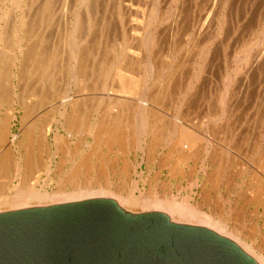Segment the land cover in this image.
Wrapping results in <instances>:
<instances>
[{
	"label": "rangeland",
	"instance_id": "rangeland-1",
	"mask_svg": "<svg viewBox=\"0 0 264 264\" xmlns=\"http://www.w3.org/2000/svg\"><path fill=\"white\" fill-rule=\"evenodd\" d=\"M24 1L20 0V4H19L20 6L17 5L15 7L10 8V11L11 10L13 11L17 7V10L15 9L13 12H10L8 9L9 14H11V15L14 14L15 16H19V15L21 16L22 14L27 13V9H25L23 7L25 6L27 8L29 3L27 5L26 3L28 2V0H26L27 2H24ZM32 1H33L32 2V5H33L32 10L29 8L30 13H27V14L30 15L29 17H30L31 23L34 21H36V22H34L32 24L33 26L30 25L33 28L30 27V30L28 29V31H30V34H28L29 36L27 35L28 41H27V43H25L28 45V47H27L28 52H29V49H31V51H30L31 55H30V53H28L30 55V56H28V58H30V61H28V59H27V61L25 60L24 67L22 66L21 69H18V71L20 72L19 73L20 78L19 77H18V79L12 78V75L10 74L12 72L16 73V71H17L16 66L11 65L12 62H11V64L9 62V61H12L11 57L16 52L14 49V45L12 43V40H10L7 43V47L5 49L1 50L3 44H0V56L2 57V56H5V54H6L5 58L2 57L3 62L0 63V74H1L0 79L2 80V81L0 80L1 81L0 85H2V83L4 82V84L0 87H3L4 85L9 86L10 84H5V81H6L5 79H7L8 77L10 78V76H11V80H12L11 83L13 82V84L10 85L9 87L7 86L8 87L7 89L10 92L13 88L14 92L17 93L16 94L17 97L21 95L18 98L17 97L14 98L16 101L17 100L19 101V103H18V101L17 102L15 101L16 105L12 104L11 100H13V99L9 98L6 100V98L5 99L2 98L5 101V103H4V101L1 102V99H0V125L2 123H4V120L6 121V119H8V117L10 116V113H11V111L9 110V108H11L10 105L11 106L13 105V107L15 106L14 109L17 113L15 114V117H14L15 119L10 120V124L12 126L11 130L14 134H17L19 141L22 139L20 142L24 145L25 143H27V138H26L27 137V134H26L27 133V130H26L27 126L26 125H28V124L30 125L31 121H33L31 123L32 125H34V126H31V127H33V129L30 128V130H32V132L31 131L29 132V134L31 133L32 136L30 134V137H28V138H30V140H29L30 144L32 143L31 147L33 148L32 152H33L34 160L37 161V163L39 162V166L41 164L43 165L42 167L38 166V170H37L38 175L36 173L35 174L32 173L33 176H32L31 182L32 183L36 182L34 184L35 189L42 190L41 188H43L47 192H52L54 190L56 191L59 188V187L57 188L56 186L58 184L60 185V183L63 180H64V182L65 181L68 182L70 179L71 180L74 179V181L75 182L77 181L76 183H78L80 185H85V183L88 184L89 182H90L89 185H91L92 183L95 185V183H97V182L100 184L110 182L111 187L116 188V189H120V190L121 189L124 190V191H122V193L126 195V193L131 190L130 188H132V183L134 181L137 183L136 184L137 190L134 189V194L136 196L139 195L140 191L144 192V193L148 192V193H155L157 195L158 194L165 195L167 197L171 196L174 198H177V197L181 198L182 196L186 195L185 197L188 196L187 198L188 199L190 198L189 199V201H191L190 203L193 204V203L198 201L197 203L204 204V210L206 212H210L212 208H214V210L218 211V208H219L220 209L219 215L221 216V219L224 220V222H227L231 229H236L240 232V234L246 235V237L245 236L244 237L247 239V241L250 244H252L253 246H255V247L258 246L259 249L261 248V251L264 254V162L261 163L262 160L264 161V158L263 159L261 158V157H264V154H263L264 153V150H263L264 149V125H263L264 124V117H263L264 116V80H263L264 79V50H263L264 49L263 48L264 47L263 46V43H264L263 42L264 41L263 40L264 39V35H263L264 34V0H223V1L222 0H182V1L177 0V3L175 1L173 2L172 0H158V1L153 0V2H152V0H98V1H96V3H95L96 5L94 7V10H95L94 12L96 14L94 13L91 17L92 23L94 25H93L92 30L90 31L91 33L90 32L88 33L87 39L89 41L87 39H85V43H83L81 45L83 48L88 46L86 48L91 49V52L88 51L89 56L86 57V59H88L87 63H86V68L89 69V67H90V70L88 71L86 68L84 69V71H88V72H85L86 76L84 77V78L87 77L86 78L87 80L84 79L79 83L77 81H74L73 77H72L73 76L72 73L68 72V70L65 69V67L67 68V66H66L67 61H65L66 60V58H65L66 54L63 53L65 56L63 55V60H62V58H61V56H62L61 52L62 51H59L60 54L58 55L59 57L57 59H58V61L61 60V62L65 61L66 65L62 62L63 63L62 65H64V67H62L60 61L59 62L57 61L56 68L53 67L54 69L53 68L49 69L47 75H44L42 80L39 78L40 72H36L34 74V70H36L35 68H36L37 62L41 58L45 59L46 55L51 53V51H52L51 49H53L54 47H58L61 50V47H60L61 42H63L65 34H67V30L70 27L69 21L71 19H69L68 17L69 16H70V18L73 17L72 13H74L73 10L75 7L77 9L80 8V6L78 8V5H77L80 3L79 0H68L69 2H67V6L65 4L66 0H46L50 4V6H48V7L51 8L50 9L51 12H50V10H48L49 8L45 9V10H48L49 14L47 13V15H45V17L44 16L42 17L41 23L43 25L40 24L38 17L36 19L34 17V15L39 16L41 14V11L44 10L43 8H45L46 1L45 0H32ZM51 1L52 2L54 1L53 6H51V4H52ZM61 1H62V4H61ZM75 1H77L78 3L77 2L75 3ZM145 2H147V4ZM187 2H189V3H187ZM37 3H39V5H37ZM41 3L43 4V6ZM154 3H156L158 5V15H157L158 19L155 22L152 21L153 22L152 24H153V26L154 25L156 26L155 29L157 30L158 33H161L162 32L161 30H163L162 34L160 35V39H162V40H160V54H159V58L157 59L158 61H156V64L160 63L158 65H161V77L163 78L164 81L162 80L160 83L162 84V83L167 82L165 85L168 88L171 87V88H169V91L171 90L170 91L171 96H170V98H166L163 101L158 102V100H155L152 102V105H151V110H152V114H153L152 118H153V120L154 119L156 120V123L154 122L156 126L157 125L163 126V125L170 123L172 121H177V123H178L177 125L179 126V128H182L184 126L191 128V131H193V133L196 134V135H194V136H196V138L194 136L192 137L191 135H188L187 133H189V132H187V133H185L186 140L183 139L184 134L182 135L183 137L179 134H177L176 136L173 135L171 138H169L170 139L169 140L166 137L167 136V134H166L164 139L161 138L162 140L161 141L159 140V142H160L159 143L158 139H156V137H155L156 134L155 135L154 134L149 135L147 133L144 136L145 139H144V142L142 145V147L144 146L143 148L139 149V148H136L132 145L131 146L129 145L130 147L129 146L124 147L122 149V148H118L117 145H114L111 147L106 146V144H105L106 138L104 136L98 137L97 141H94V140L92 141V137L87 136V138H86L85 134L83 135V133H84L83 128L80 129L82 133L80 131H78L79 130V128H78L77 130L75 129V131L70 133V136H69L70 138L67 139L68 143H67V141L66 142L64 141L66 143L65 145H63L62 142L60 143V150H59L60 152L58 151L57 155L53 157L50 154V152H52L51 150H53L52 137H53V129L55 127L54 123H56L55 121H53L51 123V127H49V129L46 128V129H48L47 133H46L47 136L45 137L46 142H44V141L40 142V140H42L41 139L42 135L44 134V131H46L44 128V125H46V123H48V121L52 120V118L57 120V118H59V116H60L59 112H58L60 110V106L58 107L59 95H57V94H61L63 91L64 92L66 91V94H70V95H76V94L80 93V94H83L82 95L83 97L86 96V94H87V96L90 94L89 96L93 97L92 101L89 102L88 101L89 99H86L85 100L86 104H85V102L82 103V105H83L82 112L84 113V111H85V113L84 114L81 113L78 116V117H81L82 119L80 120L77 117V118H75L74 121H76L77 123L80 122V124H82V125L84 124V122H85V124L88 123L89 120H90V122H98V123L104 121V119H105L104 117H103L104 119H100V118H101V116H104L102 112L104 111V106L106 105V102L102 101L105 104L104 105L100 100H96L97 97H103L104 92L102 93V91H100V90L98 92V89H94V88L92 89V86L95 85L96 83L98 85L99 82H100V84H99V86H100L102 83V79H103L102 73H103L104 69H102L101 66H103V65H100V63L103 64L105 62V59H106L107 63L106 62L105 63L108 64V62H110L112 60V58L114 59V57L117 56L118 49L124 44H126V46L130 48L131 52L129 51V55L130 56L132 55L131 57H134V59L137 58V60L132 61L133 74H134L135 78H137L139 80V82L142 79V76H143L142 65H141L142 62L140 60L143 61L144 55H143L142 50L141 51H140V49L137 50V48H141V44H142L141 41H143V38L145 37V33L147 30H145V28H146L145 23L142 22L144 25L141 26V21L144 18L146 20L147 16H148V18L150 17L151 10L155 9L152 5ZM169 3H170V5H169ZM64 4H65V7H62L61 5L64 6ZM135 5H136V7H135ZM68 6H70L71 9ZM8 7H9V5H8ZM36 7H38V8H36ZM59 7H60V9H59ZM20 8H22L21 9L22 11H19ZM65 8H67L69 12L67 11V9L65 12ZM135 8L137 10H135ZM35 9H38V10H35ZM80 9H82V8H80ZM20 12H21V14H19ZM80 12H83V11L81 10ZM50 13L52 15L51 17H50ZM66 13H67V16L65 15ZM120 13H122L123 15ZM160 13H161V15H160ZM144 14H145V16H144ZM46 17H48V19L50 21L48 19H46ZM136 17L138 18V20ZM222 17L225 19H223ZM55 18H57V19H55ZM229 18H230V20H229ZM159 19H162V21ZM96 20H98V21L96 22ZM46 21L49 24L44 23ZM116 21H118V23ZM120 21H122V22H120ZM224 21H226L227 23H224ZM135 22L140 24V25L138 26V24H136ZM83 23H84L83 28L85 29V27H86L85 25L87 23L86 22H83ZM38 24H40V25L38 26ZM46 24L49 25V26L47 25L48 28H47ZM134 24L137 26H135ZM166 25H169V26H166ZM110 26H112V27H110ZM132 26H133V28H132ZM134 26L137 28L136 29L137 31L135 30ZM163 26L165 27V29L167 31L164 29ZM45 28H47V29H45ZM111 29L112 30L114 29V31H112ZM120 29H122V30H120ZM131 29L133 31L135 30L136 33H133V31L131 32ZM218 30H220V31H218ZM100 31H102L101 34L99 33ZM261 31H262V33H261ZM125 32H126V35H125ZM128 32L135 34V35H131L129 37L130 34ZM259 33H260V35H259ZM83 34H86V31H85V33L83 32ZM83 34H82V37L84 36ZM252 34H255V35H252ZM37 35H39V36H37ZM42 35H43V37H41ZM100 35H102V36H100ZM122 35H123V37H122ZM125 36L127 39L130 38V39H128L129 41L126 40ZM132 36H133V38H132ZM214 36H216L217 38H214ZM255 36H258L260 38V41L258 40V42L257 41L254 42L255 40L258 39V37H257V39H255ZM39 37H41V38H39ZM118 37H120V38H118ZM135 37L137 39H139V41H137V39ZM33 38L35 39V41H33ZM110 38H112V39H110ZM253 38H254V40H253ZM249 39H250V41L248 42ZM37 40H38V42H37ZM42 40H44L43 41L44 43L42 42ZM86 40L88 42H86ZM133 40L135 42L137 41L139 43L135 44V42H133ZM111 41H112V43H111ZM252 41H253V44H257V45L260 42V45L262 44V49L260 48L261 47L260 45H258V46L256 45L258 48L255 47L254 45L252 46V44H251ZM29 42L32 44H30ZM106 43H107V47L105 46ZM245 43H247V44H245ZM84 44H86V46H84ZM11 45H13L11 47L13 50L12 51L7 50L8 47H9L8 49H11L10 48ZM29 45H31V47ZM108 45H110V46H108ZM246 45H248V46H246ZM38 46L40 47L39 48L40 50L43 48H45V49L40 51V50H38ZM104 46L106 48H108V47L109 48L107 49V52L102 54L104 52V48H105ZM238 46L242 49H240ZM32 47H33V49H32ZM46 47L49 48V53H48V51H47L48 49H46ZM112 47H113V49H112ZM131 47H133V48L131 49ZM180 47H181V49H180ZM194 47H196V48H194ZM201 47H202V49H201ZM246 47L247 48L252 47V49L254 51L252 49H251V51H253L252 53L254 55L251 53V51H249L250 54L248 53V51L245 52L246 50H248V49H246ZM253 47H255V48H253ZM257 49H259L260 53ZM4 51H6V53ZM193 51H196V52H193ZM203 51H204V54L208 53V58H207V61L205 63V66L203 67L202 72H199V65H200L199 63L201 62V58L203 57V54H202ZM240 51H242L243 53H240ZM42 52H43V54H42ZM256 52L259 54H257ZM96 53H98V55H97L98 57L96 56ZM190 53H191V55H189ZM245 53H248L250 55V58L248 59V61H249L248 66L249 67L246 65L247 68H245L246 63H244L246 61V59H245L246 55L244 56ZM44 54H46V55H44ZM138 54H139V56H138ZM42 55H44L45 57ZM102 55H104V57ZM133 55H135V56H133ZM251 55H253L255 58ZM39 56H41V57H39ZM130 56H129V58H130ZM8 57L10 58V60ZM37 57H39V58H37ZM103 58H104V61H103ZM253 58L254 59L257 58L258 61H257V59L253 60ZM238 60L240 61L241 64H239ZM126 61H127V63H130V61L128 59ZM250 61L253 64L252 63L250 64ZM234 62H235V64H234ZM261 62H262V64H261ZM91 63L93 65H90ZM15 64H18V63H15ZM106 64H105V66H106ZM237 64L239 67L237 66ZM60 65H61V67H60ZM88 65H90V66H88ZM251 65H253V66H251ZM92 66L94 67V69ZM91 67H92V69H91ZM139 67H140V69H139ZM228 67H229V69H227ZM6 68H7V70H6ZM174 69H176V70H174ZM250 69H251V71H248ZM172 72H173V75H172ZM183 72H185V73H183ZM225 72H226V74H225ZM140 73H141V76H140ZM162 73H163V75H162ZM238 73L240 76L237 75ZM83 74H84V72H83ZM8 75H10V76H8ZM196 75L199 77L194 79V77H196ZM224 75H225V77H223ZM243 75H245V76H243ZM51 77H52V79H51ZM64 77H65V79H63ZM32 78H34L35 80ZM165 79H168V81H165ZM198 79H200V80H198ZM173 80L175 82H173ZM59 82L61 85L59 84ZM53 83H55V84H53ZM242 83H244L245 85ZM37 84H39V85H37ZM158 84L159 83H155L154 88H158L157 87ZM238 84L239 85L241 84L240 87ZM246 84H248V85H246ZM64 85H65V87H63ZM6 86H5V88H6ZM38 86L39 87L41 86V87L38 88ZM99 86H97V87H99ZM28 87H31V88H28ZM5 88H2V89H5ZM41 88H43V89H41ZM78 88H80V89H78ZM45 89H46V91H45ZM5 91H7V90L5 89ZM27 91H28V93H26ZM73 91H76V92H73ZM136 91H137V89H136ZM171 92H173V93H171ZM44 94H46V95H44ZM220 94H221V96H220ZM216 98H217V100H216ZM219 98H221V99H219ZM41 99L43 101H41ZM186 99H187V101H186ZM225 99H227V100H225ZM26 100L28 101L29 106L33 105V108H34V111H33L34 114L33 115L31 113L30 114L26 113L27 116L25 115V113L22 114L25 111V109L28 107ZM181 100L184 102H182ZM97 101H99L100 105L97 103ZM40 102H41V104H40ZM168 102H169V104H168ZM88 103H89V107L87 105ZM224 103H225V105H223ZM20 104H23V105H20ZM25 104H26V106H25ZM159 105H160V107H159ZM221 105H222V107H221ZM102 106H103V109L101 108ZM23 107H25V108H23ZM37 107L39 108V110H37L38 109ZM97 107H98V109H97ZM89 108H92V109L89 110ZM218 108H219V110H218ZM85 109H88V111ZM96 110L99 112H97ZM222 110H224V112H226V113L224 114ZM8 111H9V114H8ZM35 111H36V113H35ZM93 111H94V113H92ZM206 112H207V114H206ZM56 113H57V115H56ZM182 115H183V117H182ZM33 116L36 119L33 118ZM98 116H100V117H98ZM215 116L217 118H215ZM19 118H21V119H19ZM43 118L46 120L45 122H43L44 121ZM129 119H127L126 123L128 125H131L132 123L131 122L129 123ZM229 119L231 120V122ZM157 120H158V122H157ZM255 120H256V122H255ZM130 121H132V119ZM25 122H26V124H25ZM236 122H239V123H236ZM162 123H163V125H162ZM219 123H221V124H219ZM21 125H22V127H21ZM220 126L222 128H220ZM195 127H197V128H195ZM42 128H43V130H42ZM25 130H26V132H25ZM63 131H64L63 129H60V132H61L62 136L64 137V136H66V133H64ZM20 134H22V136ZM161 135H162V137H164V134H161ZM220 135H222V136H220ZM128 136H129L128 140L130 141V142L128 141L129 143L133 142L134 139H138L137 138L138 136L135 135L136 136L135 137L134 134H132L130 132H129ZM180 136L182 137L181 139L179 138ZM190 136L193 139L192 138L190 139ZM22 137H24V138H22ZM153 137H154L155 141L153 140V142H152ZM69 139H70V142H69ZM86 140H88L89 142ZM103 140H104V143H102ZM163 140H166V141H163ZM180 140H181V142H180ZM182 140L187 141L189 143L188 144L189 147L186 146L187 142L184 141L186 144H183ZM169 141H171L170 145H169ZM178 141H179V144H178ZM246 141H247V143H246ZM198 142L201 145L198 147L197 151H195L194 149L196 148V144ZM156 143L158 144V146L155 145ZM177 144L179 145V147L180 146L182 147V148L180 147L181 149H184V150L182 151L181 149H179L176 152H174L175 153L174 154V153H172L170 147L171 146L173 147V145L178 146ZM107 145H109L108 142H107ZM62 146H64V147L61 148ZM204 146H205V148H204ZM38 147H41V148H38ZM206 148H208L209 149L208 151H210V152L206 153L204 151ZM38 149L40 152L36 151ZM62 149H64V150H62ZM45 150H46V152H45ZM227 150H228V153H227ZM64 151H65V153H64ZM73 151H74V153H73ZM120 151L121 152L124 151L123 153H125V154L122 153V155H121ZM187 151H189V152L191 151L190 154H192V152H194V154H192L190 156V158L188 160H186L187 162L186 161H179V158H178L179 155L178 154L182 153V152H187ZM235 151H236V153H235ZM149 152H151V153H149ZM170 152H171V155L169 154ZM38 153H39V155H38ZM102 153H104V154H102ZM147 153H149V155ZM176 153H178L177 156H176ZM246 153H247V155H245ZM229 154L231 156H229ZM59 155H61L63 160L65 161V162H63V160H62V163L64 165L59 163L58 159H60V161H61V158H59L61 156H59ZM257 155L258 156L260 155L261 157L260 156L258 157ZM57 157H58V159H57ZM87 157H88V159H87ZM218 157H220V158L218 159ZM167 158H168V160H167ZM44 159H46V160H44ZM211 159H213V160H211ZM80 160H82L83 162ZM84 160H85V162H84ZM161 160H163V161H161ZM223 160H224V162H223ZM40 161H41V164H40ZM77 161H79V163ZM86 161H88V162H86ZM252 161H253V163H252ZM56 162L59 163L60 166L57 167L56 165H59V164H57ZM124 163H125V166H124ZM136 163H137V165H136ZM46 164L49 165V167H47ZM80 164H81V166H80ZM83 164H85V165L87 164L86 165L87 168L85 167V165L82 166ZM103 164H104V166H103ZM253 164H255V165H253ZM108 165L109 166L111 165V166L109 167ZM259 165H261L260 166L261 168L259 167ZM45 166H46V168H44ZM60 167H61V169L59 170ZM77 167H79V168H77ZM72 169H74V170H72ZM81 169H82V171H81ZM259 169H261V171ZM57 170H59V173ZM97 170L99 171V173L97 172ZM109 170H111V171H109ZM122 170H124V171H122ZM202 171H203V173H202ZM254 171L256 172V174ZM74 172H76V173H74ZM105 172H106V174H105ZM224 172H225V174H224ZM0 173H1L0 174V177H1L0 178V187H2V188L7 187L8 184L6 185V183H8V182L10 183V181L12 182V178L9 181L8 179L10 177H8V174L6 172L0 171ZM252 174H254L255 176ZM67 175H68V179L66 177ZM217 175H218V179H217ZM83 176H85V177H83ZM29 178H31V176ZM36 179L38 180V182L36 181ZM6 180H8V182ZM41 181H42V183L43 182L44 183L42 184ZM14 182L16 183L17 180L15 179ZM41 185H42V187L40 188ZM260 185H262V186H260ZM71 187H72V185H70V183L66 185V188L68 191H70L72 189ZM255 187H257V188H255ZM127 188H129V189H127ZM260 189H261V191H260ZM125 191H127V192H125ZM256 192L259 194H257ZM180 198H178V199H180ZM2 209H4L2 211H5V209H7V207L2 206ZM131 210L134 211V212L132 211V213H137V212L140 213L138 210H134V209H129V212H131ZM236 210H237V212H236ZM238 214H239V216H238ZM233 217H235L236 219ZM179 222H181V221H179Z\"/></svg>",
	"mask_w": 264,
	"mask_h": 264
},
{
	"label": "bare ground",
	"instance_id": "bare-ground-1",
	"mask_svg": "<svg viewBox=\"0 0 264 264\" xmlns=\"http://www.w3.org/2000/svg\"><path fill=\"white\" fill-rule=\"evenodd\" d=\"M24 1V0H23ZM46 1V0H45ZM96 1L98 0H79V4L78 5V8L80 6V8L82 9H77L75 6L74 8V13L73 14V17L70 18V16L68 17L69 19H71L69 22H70V27L68 28L67 30V34H65V37L63 39V42H61V50L58 48V47H54L53 49H51V53L50 54H44L46 55V58H41L37 64H36V70H34V74L36 72H40L39 73V78L42 80L43 76L44 75H47L49 69L51 68H56V64H57V61H58V55L60 54L59 51H62L61 52V58L63 60V53L66 54V60L67 61V65L65 63V61L63 62L67 68L65 67L66 70H68V72H71L72 73V77H73V80L74 81H77L78 83L81 82L82 80L86 79L84 78L86 76L85 72H88L90 70V67L89 69L86 68V63H87V60L86 57L89 56V52H91V49H87L86 47V44H84V46H86L85 48H83L81 45L83 43H85V39L88 38V33L92 30L93 28V23H92V20H91V17L92 15L95 13L94 11V7H95V3ZM155 1V0H154ZM158 1V0H156ZM173 2L175 1L177 3V0H172ZM182 1V0H181ZM223 1V0H222ZM24 2H27L26 0ZM32 0H28V2L26 3L28 5L27 8L24 6L23 8L27 9V13H30V9L32 10ZM54 2V1H53ZM53 2L51 1V6H53ZM65 2V1H64ZM67 2H69L68 0H66L65 4L67 6ZM72 2V1H71ZM77 1H75L76 3ZM153 2V0H152ZM43 3V2H42ZM41 3V4H42ZM58 3V2H57ZM78 3V2H77ZM147 4V2H145ZM158 3V2H157ZM189 3V2H187ZM243 3V2H242ZM20 4V0H0V44H3L2 49H5L7 47V43L12 40V43L14 45V49H15V53L13 54V58L11 57L12 61H9L10 64L12 62L11 65H15L16 68H17V71L16 73L15 72H12L10 73L12 75V78H16L18 79V77L20 78V72L18 71V69H21L22 66L24 67V62L25 60L27 61H30V58H28V56L31 55V49H29V52H28V45L25 44L27 43V37L29 36L28 34H30V31H28V29L30 30V25H32L34 22L31 23L30 21V15L27 14V13H24L22 14L21 16H15L14 14H9V11H10V8L11 7H15L17 5ZM25 4V3H24ZM61 4H62V1H61ZM65 4L64 6L61 5L62 7H65ZM69 4V3H68ZM143 4V3H142ZM155 4V5H154ZM152 4L153 7L155 9H152L151 10V14H150V17L148 18L147 16V19L145 20V18L141 21V26L144 25L143 23L146 24V28L145 30L146 33H145V37L143 38V41L142 44H141V48H137V50L140 49V51L142 50L143 52V61L140 60L142 62V73H143V76H142V79L139 80L137 78H135L134 74H133V68H132V61L134 60H137V58L134 59V57H131L129 55V51H130V48L126 46V44L122 45L119 49H118V53H117V56L114 57V59L112 58V60L110 62H108V64H106V59H105V62L103 64L100 63V65H103L101 66L103 70V79H102V83L101 85L99 86V84L97 85V83L95 85L92 86V89H98V92L99 90L102 91V93L104 92V95L103 97H97L96 100H100L101 102L102 101H105L106 102V105L104 106V111L102 112L104 116H101L100 119H104V121L102 122H89L82 125L80 124V122H76L74 121L75 118H77L82 112L83 110V105L82 103L85 102L86 99H89L88 101H92V98L93 97H90L89 95L87 96H82L83 94H76V95H70V94H66V91L62 92L61 94H57L59 95V105L58 107L60 106V110L58 111L59 112V118L56 119H53L48 121V123H46V125H44V128L46 131H44V134L42 135V140L41 141H44L46 142V133H47V130L49 129V127H51V123L53 121H55L56 123H54L55 127L53 129V137H52V143H53V150H51L52 152H50V154L54 157L57 155V152L60 150V143L62 142L63 145H65L66 141L68 138H70V133H72L73 131H75V129L77 130L79 128L78 131L81 132L80 129L83 128L84 130V133L83 135L85 134L86 138L87 136H90L92 137V141H97L98 140V137H105L106 140H105V144L106 146H114V145H117L118 148H124V147H128L129 145L131 146H134L136 148H143L142 145H143V142H144V136L148 133L149 135H155L156 139H158V142L159 140L161 141L162 139L165 138L166 134H167V138H171L173 135H183L184 138H185V133H187L188 135H191L192 137L194 135H196L195 133H193V131H191V128L187 127V126H184L182 128H179V126L177 125V121H172L170 123H167L165 125H162L163 126H156L155 123H156V120L152 118V110H151V105H152V102L155 101V100H158L159 101H163L164 99L166 98H170V91H169V88L171 87H167L165 83H160L163 78L161 77V65H158L156 64V61H158L157 59L159 58V54H160V35L162 34L163 30H161L162 32L161 33H158L157 30L155 29V25L153 26V22H155L157 19H158V5L156 3ZM223 4V3H222ZM250 4V3H249ZM9 5V7H8ZM37 5H39V3H37ZM76 5V4H75ZM114 5V4H113ZM141 5V4H140ZM144 5V4H143ZM170 5V3H169ZM20 6V5H19ZM41 6V5H40ZM43 6V4H42ZM50 6L49 2L46 1L45 3V8H43L44 10L41 11V14L38 16V15H34V17L37 19H39L40 21V24L43 25L41 23V19L42 17L45 15H47L48 13V10H50L51 8L48 7ZM115 6V5H114ZM184 6V5H183ZM202 6V5H201ZM39 7V6H38ZM36 7V8H38ZM70 7V6H68ZM136 7V5H135ZM149 7V6H148ZM196 7V6H195ZM30 8V9H29ZM49 8L48 10H45ZM127 8V7H126ZM138 8V7H137ZM143 8V7H142ZM165 8V7H164ZM183 8V7H182ZM210 8V7H209ZM9 9V11H8ZM17 10V7L15 8ZM14 9V10H15ZM22 8H20L19 11H22L21 10ZM40 9V8H39ZM60 9V7H59ZM66 9L65 8V12H66ZM71 9V7H70ZM76 9V10H75ZM110 9V8H109ZM108 9V10H109ZM149 9V8H148ZM177 9V8H176ZM236 9V8H235ZM13 10V11H14ZM35 10H38V9H35ZM64 10V9H63ZM83 11V12H80V11ZM101 10V9H100ZM135 10H137L135 8ZM150 10V9H149ZM170 10V9H169ZM210 10V9H209ZM214 10V9H213ZM12 10L10 12H13ZM47 11V12H46ZM68 11V9H67ZM72 11V12H73ZM117 11V10H116ZM129 11V10H128ZM171 11V10H170ZM197 11V10H196ZM26 12V11H25ZM33 12V11H32ZM51 12V10H50ZM59 12V11H58ZM64 12V13H65ZM69 12V11H68ZM115 12V11H114ZM140 12V11H139ZM23 13V12H22ZM53 13V12H52ZM171 13V12H170ZM181 13V12H180ZM201 13V12H200ZM16 14V13H15ZM21 14V12L19 13ZM49 14V13H48ZM71 14V15H72ZM96 14V13H95ZM102 14V13H101ZM108 14V13H107ZM119 14V13H118ZM122 14V13H120ZM174 14V13H173ZM55 15V14H54ZM67 16V13L65 14ZM70 15V14H69ZM123 15V14H122ZM161 15V13H160ZM182 15V14H181ZM236 15V14H235ZM51 13H50V17H51ZM120 16V15H119ZM145 16V14H144ZM186 16V15H185ZM218 16V15H217ZM220 16V15H219ZM49 17V16H48ZM48 17H46V19H48ZM63 17V16H62ZM177 17V16H176ZM181 17V16H180ZM224 17V16H223ZM222 17V18H223ZM54 18V17H53ZM109 18V17H108ZM137 18V17H136ZM57 19V18H55ZM64 19V18H63ZM68 19V20H69ZM175 19V18H174ZM178 19V18H177ZM182 19V18H181ZM225 19V18H223ZM49 20V19H48ZM61 20V19H60ZM67 20V19H66ZM138 20V18H137ZM162 21V19H159ZM158 20V21H159ZM167 20V19H166ZM171 20V19H170ZM190 20V19H189ZM230 20V18H229ZM50 21V20H49ZM98 20H96L97 22ZM104 21V20H103ZM126 21V20H125ZM134 21V20H133ZM153 21V22H152ZM164 21V20H163ZM38 22V21H37ZM43 22V21H42ZM83 22H86L87 24L85 25V29L83 28V25L84 23ZM118 23V21H116ZM122 22V21H120ZM143 22V23H142ZM172 22V21H171ZM31 23V24H30ZM44 23H48L47 21L44 22ZM105 23V22H104ZM116 23V24H117ZM136 23V22H135ZM152 25H151V24ZM164 23V22H163ZM168 23V22H167ZM224 23H227L226 21H224ZM38 24V26L40 25ZM49 24V23H48ZM46 24V26L48 25ZM57 24V23H56ZM61 24V23H60ZM98 24V23H97ZM107 24V23H106ZM115 24V23H114ZM138 24V23H136ZM180 24V23H179ZM109 25V24H108ZM135 25V24H134ZM140 24H138L139 26ZM157 25V24H156ZM181 25V24H180ZM33 26V25H32ZM45 26V25H44ZM49 26V25H48ZM47 26V28H48ZM55 26V25H54ZM57 26V25H56ZM122 26V25H121ZM124 26V25H123ZM137 26V25H135ZM134 26L135 30L137 29L136 27ZM166 26H169V25H166ZM175 26V25H174ZM221 26V25H220ZM61 27V26H60ZM104 27V26H103ZM112 27V26H110ZM126 27V26H125ZM144 27V26H143ZM159 27V26H158ZM164 27V26H163ZM173 27V26H172ZM222 27V26H221ZM220 27V28H221ZM224 27V26H223ZM33 28V27H31ZM45 28V29H47ZM50 28V27H49ZM107 28V27H106ZM121 28V27H120ZM133 28V26H132ZM178 28V27H177ZM165 29V27H164ZM176 29V28H175ZM207 29V28H206ZM41 30V29H40ZM49 30V29H48ZM84 30V31H83ZM105 30V29H104ZM112 30V29H111ZM118 30V29H117ZM122 30V29H120ZM124 30V29H123ZM126 30V29H125ZM134 30V31H135ZM166 30V29H165ZM222 30V29H221ZM224 30V29H223ZM86 31V34H83V32L85 33ZM110 31V30H109ZM114 31V29L112 30ZM130 31V30H129ZM133 30L131 29V32ZM133 33H136V31ZM167 31V30H166ZM179 31V30H178ZM220 31V30H218ZM102 31H100L99 33L101 34ZM122 32V31H121ZM145 32V31H144ZM169 32V31H168ZM45 33V32H44ZM91 33V32H90ZM129 34V37L131 35H135V34H132L130 32H128ZM180 33V32H179ZM262 33V31H261ZM41 34V33H40ZM51 34V33H50ZM82 34L84 35L82 37ZM105 34V33H104ZM109 34V33H108ZM117 34V33H116ZM170 34V33H169ZM176 34V33H175ZM193 34V33H192ZM212 34V33H211ZM220 34V33H219ZM28 35V36H27ZM33 35V34H32ZM31 35V36H32ZM53 35V34H52ZM61 35V34H60ZM111 35V34H110ZM125 35H126V32H125ZM209 35V34H208ZM252 35H255V34H252ZM260 35V33H259ZM258 35V36H259ZM264 35V34H263ZM39 36V35H37ZM102 36V35H100ZM190 36V35H189ZM258 36H255V39H257ZM262 36V35H261ZM260 36V37H261ZM43 37V35L41 36ZM39 37V38H41ZM62 37V36H61ZM123 37V35H122ZM128 37V36H127ZM142 37V36H141ZM168 37V36H167ZM120 38V37H118ZM126 38V36H125ZM133 38V36H132ZM136 38V37H135ZM214 38H217L216 36H214ZM46 39V38H45ZM51 39V38H50ZM101 39V38H100ZM112 39V38H110ZM130 39V38H128ZM126 38V40H128ZM137 39V38H136ZM199 39V38H198ZM39 40V39H38ZM37 40V42H38ZM88 40V39H87ZM86 40V42H88ZM201 40V39H200ZM206 40V39H205ZM212 40V39H211ZM243 40V39H242ZM241 40V41H242ZM254 40V38H253ZM258 40L260 41V38L258 37L257 40H255L254 42H258ZM264 40V39H263ZM262 40V41H263ZM33 41H35V39L33 38ZM44 40H42L43 42ZM49 41V40H48ZM129 41V40H128ZM137 41H139V39H137ZM135 42L133 40V42L136 43H139V42ZM167 41V40H166ZM165 41V42H166ZM192 41V40H191ZM202 41V40H201ZM227 41V40H226ZM250 41V39L248 40V42ZM5 42V43H4ZM109 42V41H108ZM264 42V41H263ZM30 43V42H29ZM44 43V42H43ZM100 43V42H99ZM112 43V41H111ZM127 43V42H126ZM162 43V42H161ZM185 43V42H184ZM32 44V43H30ZM42 44V43H41ZM122 44V43H121ZM128 44V43H127ZM134 44V43H133ZM202 44V43H201ZM208 44V43H207ZM247 44V43H245ZM252 46L254 45L255 47H257L258 45H260V42L257 44H253V41H252ZM11 45L10 48L13 46ZM38 45V44H37ZM43 45V44H42ZM41 45V46H42ZM111 45V44H110ZM108 45V46H110ZM138 45V44H137ZM177 45V44H176ZM189 45V44H188ZM235 45V44H234ZM244 45V44H243ZM257 45V46H256ZM31 47V45H29ZM52 46V45H51ZM95 46V45H94ZM107 47V43L105 45ZM104 46V47H105ZM132 46V45H131ZM136 46V45H135ZM162 46V45H161ZM182 46V45H181ZM248 46V45H246ZM261 46V47H260ZM259 47L262 49V44L260 45ZM263 46H264V43H263ZM37 47V46H36ZM53 47V46H52ZM51 47V48H52ZM104 48V52L102 54H104L105 52H107V49L109 48ZM116 47V46H115ZM134 47V46H133ZM131 47V49L133 48ZM137 47V46H136ZM135 47V48H136ZM239 47V46H238ZM253 47V48H255ZM9 48V47H8ZM7 50H13L12 48L11 49H8ZM40 47L38 46V50ZM111 48V47H110ZM171 48V47H170ZM196 48V47H194ZM199 48V47H198ZM208 48V47H207ZM237 48V47H236ZM240 48V47H239ZM258 48V47H257ZM259 48V49H260ZM264 48V47H263ZM33 49V47H32ZM45 49V48H43ZM41 49V50H43ZM46 49H48V53H49V48L46 47ZM93 49V48H92ZM106 49V50H105ZM113 49V47H112ZM162 49V48H161ZM181 49V47H180ZM202 49V47H201ZM242 49V48H240ZM246 50L245 52L248 51H251L252 47H249L247 48L246 47ZM259 49H257L259 51ZM6 50V51H7ZM40 50V51H41ZM110 50V49H109ZM108 50V51H109ZM136 50V49H135ZM208 50V49H207ZM206 50V51H207ZM253 50V49H252ZM256 50V49H255ZM264 50V49H263ZM6 51H4L6 53ZM89 51V52H88ZM100 51V50H99ZM117 51V50H116ZM181 51V50H180ZM254 51V50H253ZM251 51V53L253 52ZM262 51V50H261ZM39 52V51H38ZM110 52V51H109ZM131 52V51H130ZM193 52H196V51H193ZM30 53V55L28 54ZM45 53V52H44ZM141 53V52H140ZM179 53V52H178ZM192 53V52H191ZM191 53L189 55H191ZM240 53H243L242 51H240ZM245 53L244 56L246 55L245 59L246 61L244 63L245 66L249 64V61L248 59L250 58V53ZM255 53V52H254ZM257 53V52H256ZM260 53V51H259ZM257 53V54H259ZM37 54V53H36ZM43 54V52H42ZM92 54V53H91ZM199 54V53H198ZM197 54V55H198ZM201 54V53H200ZM203 54V57L201 58V62L199 63V72H202L203 70V67L205 66V63L207 61V58H208V53H205L204 54V51L202 52ZM234 54V53H233ZM236 54V53H235ZM248 54V55H247ZM253 54V53H252ZM11 55V54H10ZM41 55V54H40ZM42 55V56H44ZM98 55V53H96V56ZM106 55V54H105ZM136 55V54H135ZM133 55V56H135ZM254 55V54H253ZM251 55V56H253ZM256 55V54H255ZM6 56V54H5ZM5 56H2L5 58ZM36 56V55H35ZM65 56V55H64ZM104 57V55H102ZM115 56V55H114ZM130 56V58H129ZM139 56V54H138ZM258 56V55H257ZM2 57L0 56V63H2ZM41 57V56H39ZM37 57V58H39ZM45 57V56H44ZM98 57V56H97ZM137 57V56H136ZM254 57V56H253ZM9 58V57H8ZM36 58V59H37ZM190 58V57H189ZM255 58V57H254ZM253 60H256L254 59ZM86 59V60H85ZM129 60L130 63H127L126 60ZM191 59V58H190ZM244 59V60H245ZM263 59V58H262ZM10 60V58H9ZM100 60V59H99ZM189 60V59H188ZM210 60V59H209ZM243 60V61H244ZM251 60V59H250ZM61 65L63 64L61 62V60H59ZM58 61V62H59ZM101 61V60H100ZM103 61H104V58H103ZM126 61V62H125ZM239 61V60H238ZM258 61V59H257ZM256 61V62H257ZM8 62V61H7ZM95 62V61H94ZM97 62V61H96ZM144 62V63H143ZM15 63H18V64H15ZM28 63V62H27ZM93 63V62H92ZM90 64V65H93V64ZM134 63V62H133ZM140 63V62H139ZM174 63V62H173ZM190 63V62H189ZM225 63V62H224ZM252 62L250 61V64ZM99 64V63H98ZM106 64V66H105ZM167 64V63H166ZM235 64V62H234ZM239 64L240 61H239ZM253 64V63H252ZM262 64V62H261ZM8 65V64H7ZM10 65V66H11ZM34 65V64H33ZM60 65V67H61ZM88 65V66H90ZM165 65V64H164ZM168 65V64H167ZM174 65V64H173ZM191 65V64H190ZM31 66V65H30ZM87 66V67H88ZM98 66V65H97ZM184 66V65H183ZM187 66V65H186ZM185 66V67H186ZM223 66V65H222ZM238 66V64H237ZM247 66L245 68H247ZM253 66V65H251ZM14 67V66H13ZM62 67H64V65H62ZM93 67V66H92ZM91 67V69H92ZM100 67V68H101ZM138 67V66H137ZM239 67V66H238ZM249 67V66H248ZM256 67V66H255ZM53 68V69H54ZM87 69L88 71H84V69ZM163 68V67H162ZM243 68V67H242ZM32 69V68H31ZM94 69V67H93ZM106 69V70H105ZM140 69V67H139ZM198 69V68H197ZM229 69V67L227 68ZM7 70V68H6ZM172 70V69H171ZM176 70V69H174ZM207 70V69H206ZM237 70V69H236ZM235 70V71H236ZM239 70V69H238ZM247 70V69H246ZM256 70V69H255ZM30 71V70H29ZM33 71V70H32ZM93 71V70H92ZM136 71V70H135ZM178 71V70H177ZM197 71V70H196ZM248 71H251L248 70ZM6 72V71H5ZM8 72V71H7ZM11 72V71H10ZM66 72V71H65ZM84 72V74H83ZM94 72V71H93ZM198 72V73H199ZM237 72V71H236ZM4 73V72H3ZM58 73V72H57ZM138 73V72H137ZM175 73V72H174ZM185 73V72H183ZM33 74V75H34ZM196 74V73H195ZM194 74V75H195ZM226 74V72H225ZM1 75V74H0ZM6 75V74H5ZM23 75V74H22ZM56 75V74H55ZM62 75V74H61ZM139 75V74H138ZM163 75V73H162ZM172 75H173V72H172ZM175 75V74H174ZM239 75V73L237 74ZM10 76V75H8ZM26 76V75H25ZM71 76V75H70ZM140 76H141V73H140ZM188 76V75H187ZM240 76V75H239ZM245 76V75H243ZM4 77V76H3ZM22 77V76H21ZM93 77V76H92ZM196 77H194V79H196ZM225 77V75L223 76ZM236 77V76H235ZM37 78V77H36ZM166 78V77H165ZM169 78V77H168ZM229 78V77H228ZM241 78V77H240ZM34 79V78H32ZM52 79V77H51ZM65 79V77L63 78ZM98 79V78H97ZM174 79V78H173ZM193 79V80H194ZM236 79V78H235ZM254 79V78H253ZM1 80V79H0ZM5 84H10L12 85L13 82L11 83V76L10 78L8 77L7 79H5ZM15 80V79H14ZM23 80V79H22ZM35 80V79H34ZM40 80V81H41ZM72 80V79H71ZM87 80V79H86ZM96 80V79H95ZM170 80V79H169ZM176 80V79H175ZM190 80V79H189ZM188 80V81H189ZM200 80V79H198ZM229 80V79H228ZM245 80V79H244ZM264 80V79H263ZM262 80V81H263ZM2 81V80H1ZM0 81V82H1ZM56 81V80H55ZM64 81V80H63ZM97 81V80H96ZM164 81V80H163ZM165 81H168V79H165ZM233 81V80H232ZM240 81V80H239ZM243 81V80H242ZM36 82V81H35ZM52 82V81H51ZM54 82V81H53ZM173 82H175L173 80ZM172 82V83H173ZM177 82V81H176ZM181 82V81H180ZM63 83V82H62ZM68 83V82H67ZM66 83V84H67ZM84 83V82H83ZM95 83V82H94ZM155 83H159L158 84V88H154V84ZM186 83V82H185ZM192 83V82H191ZM222 83V82H221ZM234 83V82H233ZM247 83V82H246ZM4 84V82L2 83V85ZM31 84V83H30ZM35 84V83H34ZM55 84V83H53ZM60 84V82H59ZM72 84V83H71ZM223 84V83H222ZM244 84V83H242ZM0 85V86H2ZM9 85V86H10ZM15 85V84H14ZM39 85V84H37ZM50 85V84H49ZM61 85V84H60ZM75 85V84H74ZM78 85V84H77ZM168 85V84H167ZM237 85V84H236ZM239 85V84H238ZM241 85V84H240ZM239 85V87H240ZM245 85V84H244ZM248 85V84H246ZM4 85L3 87H0V99H1V102H3L4 100L2 98H6L7 99H13L11 100L12 101V104L16 105L15 103V99L17 97V93L14 92L13 88L12 90L9 92V90L7 89L8 87ZM29 86V85H28ZM42 86V85H41ZM40 86V87H41ZM99 86V87H97ZM169 86V85H168ZM174 86V85H173ZM16 87V86H15ZM38 86V88H40ZM48 87V86H47ZM50 87V86H49ZM65 87V85L63 86ZM132 87V88H131ZM167 87V88H166ZM234 87V86H233ZM260 87V86H259ZM2 88H5L7 91H5V89H2ZM28 88H31V87H28ZM27 88V89H28ZM36 88V87H35ZM34 88V89H35ZM53 88V87H52ZM60 88V87H59ZM176 88V87H175ZM226 88V87H225ZM242 88V87H241ZM43 89V88H41ZM80 89V88H78ZM137 89V91H136ZM188 89V88H187ZM243 89V88H242ZM57 90V89H56ZM87 90V89H86ZM193 90V89H192ZM226 90V89H225ZM231 90V89H230ZM234 90V89H233ZM238 90V89H237ZM251 90V89H250ZM23 91V90H22ZM46 91V89H45ZM60 91V90H59ZM62 91V90H61ZM82 91V90H81ZM80 91V92H81ZM223 91V90H222ZM221 91V92H222ZM247 91V90H246ZM44 92V91H43ZM73 92H76V91H73ZM97 92V93H98ZM174 92V91H173ZM171 92V93H173ZM227 92V91H226ZM28 93V91L26 92ZM45 93V92H44ZM47 93V92H46ZM182 93V92H181ZM230 93V92H229ZM73 94V93H72ZM190 94V93H189ZM222 94V93H221ZM220 94V96H221ZM235 94V93H234ZM7 95V96H6ZM40 95V94H39ZM46 95V94H44ZM184 95V94H183ZM186 95V94H185ZM231 95V94H230ZM233 95V94H232ZM21 96V95H20ZM18 96V97H20ZM219 96V97H220ZM17 97V98H18ZM58 97V96H57ZM232 97V96H231ZM48 98V97H47ZM173 98V97H172ZM210 98V97H209ZM21 99V98H20ZM24 99V98H23ZM34 99V98H33ZM183 99V98H182ZM221 99V98H219ZM28 100V99H27ZM26 100V101H27ZM56 100V99H55ZM58 100V99H57ZM94 100V99H93ZM217 100V98H216ZM227 100V99H225ZM10 101V102H11ZM18 101V100H17ZM16 101V102H17ZM25 101V102H26ZM41 101H43L41 99ZM47 101V100H46ZM170 101V100H169ZM172 101V100H171ZM182 101V100H181ZM187 101V99H186ZM189 101V100H188ZM24 102V101H23ZM184 102V101H182ZM240 102V101H239ZM5 103V101H4ZM7 103V102H6ZM19 103V101H18ZM17 103V104H18ZM21 103V102H20ZM94 103V102H93ZM97 103L100 105L99 101H97ZM188 103V102H187ZM204 103V102H203ZM229 103V102H228ZM231 103V102H230ZM24 104V103H23ZM23 104H20V105H23ZM28 101H27V105H28ZM41 104V102H40ZM86 104V102H85ZM84 104V105H85ZM169 104V102H168ZM180 104V103H179ZM178 104V105H179ZM47 105V104H46ZM88 107H89V103L87 104ZM86 105V106H87ZM196 105V104H195ZM206 105V104H205ZM225 105V103L223 104ZM240 105V104H239ZM26 106V104H25ZM45 106V105H44ZM238 106V105H237ZM8 107V106H7ZM11 108H9V110L11 111L10 113V116L8 117V119H6V121L4 120V123H2L0 125V171H3V172H6L8 174V177H10L8 180L10 181V179L12 178V182L10 181V183L8 182V180H6L8 183H6L7 187H0V212H3L2 210V206L3 207H7V209H5V211H10V210H18V209H24V208H28V207H42V206H50V205H55V204H61V203H67V202H75V201H82V200H89V199H103V200H110L112 201L121 211L127 213V214H131V215H136V214H141V213H152V212H156V213H160V214H164L166 215L171 221L173 222H176V223H182V224H187V225H191V226H200V227H204L210 231H212L213 233H215L217 236H220V237H223L229 241H231L233 244H235L242 252L244 255L248 256L249 258H251L256 264H264V254L262 253L261 251V248L259 249L258 246L255 247L253 246L252 244H250L247 239L245 238L246 235H242L240 234V232L236 229H231L230 226L228 225L227 222H224V220L221 219V216L219 215L220 214V209L218 208V211L214 210V208L211 209L210 212H206L204 210V204L202 203H190L191 201H189V199L185 196H182L181 198L180 197H177V198H174V197H167L165 195H160V194H155V193H144V192H141L139 193V195H135L134 194V189L137 190V186H136V182L133 181L132 183V188H130L131 190L129 192L125 194L122 193V191L124 190H120V189H116V188H113L111 187V184L110 182H107V183H104V184H100V183H95V185L92 183L91 185L86 184L85 185H80L78 183H76L74 181V179H70L68 182H64V180L60 183V185L58 184L56 187L58 188L56 191H52V192H47L45 189L41 188L42 185L40 186V188L42 190H39V189H35L34 187V184L36 182H31L32 180V173H38L37 170H38V166H39V162L37 163V161L34 160V156H33V152H32V143L30 144V134L29 132L33 129V127L31 126H34L32 125L31 123L33 121H31L30 125H26L27 128V143H25L24 145L18 140V136L17 134H14L11 130V124H10V120H13L15 119V114L17 113L13 107V105L11 106ZM18 107V106H17ZM54 107V106H53ZM87 107V108H88ZM160 107V105H159ZM174 107V106H173ZM202 107V106H201ZM217 107V106H216ZM222 107V105H221ZM235 107V106H234ZM25 108V107H23ZM38 108V107H37ZM36 108V109H37ZM86 108V107H85ZM103 109V106L101 107ZM175 108V107H174ZM42 109V108H41ZM40 109V110H41ZM52 109V108H51ZM55 109V108H54ZM53 109V110H54ZM92 108H89V110H91ZM96 109V108H95ZM98 109V107H97ZM200 109V108H199ZM39 110V108L37 109ZM36 110V111H37ZM88 111V109H85ZM217 110V109H216ZM219 110V108H218ZM229 110V109H228ZM34 111V108H33V105L29 106L25 109V111L22 113L26 115V113L28 114H34L33 113ZM35 111V113H36ZM97 111V110H96ZM209 111V110H208ZM223 113L225 114L226 112H224V110H222ZM226 111V110H225ZM91 112V111H90ZM99 112V111H97ZM175 112V111H174ZM246 112V111H245ZM85 113V111H84ZM83 113V114H84ZM94 113V111L92 112ZM199 113V112H198ZM8 114H9V111H8ZM42 114V113H41ZM44 114V113H43ZM88 114V113H87ZM86 114V115H87ZM158 114V113H157ZM169 114V113H168ZM194 114V113H193ZM207 114V112H206ZM218 114V113H217ZM37 115V114H36ZM47 115V114H46ZM57 115V113H56ZM166 115V114H165ZM179 115V114H178ZM248 115V114H247ZM251 115V114H250ZM257 115V114H256ZM27 116V115H26ZM42 116V115H41ZM55 116V115H54ZM98 116V117H100ZM214 116V115H213ZM245 116V115H244ZM40 117V116H39ZM46 117V116H45ZM92 117V116H91ZM104 117V118H103ZM160 117V116H159ZM173 117V116H172ZM183 117V115H182ZM203 117V116H202ZM205 117V116H204ZM210 117V116H209ZM225 117V116H224ZM233 117V116H232ZM247 117V116H246ZM264 117V116H263ZM22 118V117H21ZM19 118V119H21ZM26 118V117H25ZM33 118H35L33 116ZM96 118V117H95ZM130 118V119H129ZM158 118V117H157ZM196 118V117H195ZM215 118H217L215 116ZM234 118V117H233ZM28 119V118H27ZM36 119V118H35ZM44 119V118H43ZM78 119H82L81 117H78ZM84 119V118H83ZM86 119V118H85ZM94 119V118H93ZM98 119V118H97ZM127 119H129V123L131 122L132 124L131 125H128L126 123ZM132 119V121H130ZM214 119V118H213ZM237 119V118H236ZM256 119V118H255ZM32 120V119H31ZM87 120V119H86ZM174 120V119H173ZM178 120V119H177ZM187 120V119H186ZM206 120V119H205ZM221 120V119H220ZM230 120V119H229ZM233 120V119H232ZM46 120L44 119L43 122H45ZM85 121V120H84ZM88 121V120H87ZM94 121V120H93ZM171 121V120H170ZM217 121V120H216ZM242 121V120H241ZM254 121V120H253ZM155 122V123H154ZM158 122V120H157ZM231 122V120H230ZM233 122V121H232ZM256 122V120H255ZM263 122V121H262ZM82 123V122H81ZM192 123V122H191ZM236 123H239V122H236ZM26 124V122H25ZM221 124V123H219ZM215 125V124H214ZM237 125V124H236ZM264 125V124H263ZM25 126V125H24ZM38 126V125H37ZM53 126V125H52ZM79 126V127H78ZM196 126V125H195ZM231 126V125H230ZM22 127V125H21ZM43 127V126H42ZM81 127V128H80ZM216 127V126H215ZM227 127V126H226ZM256 127V126H255ZM41 128V127H40ZM48 128V129H46ZM194 128V127H193ZM197 128V127H195ZM220 128H222L220 126ZM252 128V127H251ZM21 129V128H20ZM60 129H63L64 133H66V136H62L61 132H60ZM229 129V128H228ZM232 129V128H231ZM25 130V132H26ZM43 130V128H42ZM41 130V131H42ZM200 130V129H199ZM222 130V129H221ZM250 130V129H249ZM155 131V132H154ZM129 132L134 134V136H138L137 138L138 139H134L133 142L129 143L130 141L128 140L129 138ZM154 132V133H153ZM214 132V131H213ZM220 132V131H219ZM231 132V131H230ZM255 132V131H254ZM23 133V132H22ZM37 133V132H36ZM82 133V132H81ZM258 133V132H257ZM161 134H164V137H162ZM254 134V133H253ZM22 136V134H20ZM24 135V134H23ZM64 135V134H63ZM131 135V134H130ZM148 135V136H149ZM178 135V136H179ZM25 136V135H24ZM32 136V134H31ZM135 136V137H136ZM179 137L180 139L183 137ZM190 136V139L192 138ZM222 136V135H220ZM233 136V135H232ZM196 138V136H194ZM213 137V136H212ZM24 138V137H22ZM104 138V139H105ZM162 138V139H161ZM189 138V137H188ZM187 138V139H188ZM208 138V137H207ZM233 138V137H232ZM249 138V137H248ZM33 139V138H32ZM193 139V138H192ZM154 140V137L152 139V142ZM170 140V139H169ZM177 140V139H176ZM184 140V141H185ZM206 140V139H205ZM215 140V139H214ZM258 140V139H257ZM256 140V141H257ZM65 141V142H64ZM88 141V140H86ZM129 141V142H128ZM155 141V140H154ZM163 141H166V140H163ZM183 142V144H186L185 141ZM190 141V140H189ZM69 142H70V139H69ZM72 142V141H71ZM85 142V141H84ZM89 142V141H88ZM107 142L109 145H107ZM157 142V143H158ZM170 142L169 141V145H170ZM181 142V140H180ZM242 142V141H241ZM261 142V141H260ZM37 143V142H36ZM68 143V141H67ZM92 143V142H91ZM95 143V142H94ZM102 143H104V140L102 141ZM148 143V142H147ZM155 144L156 146H158V144ZM168 143V142H167ZM233 143V142H232ZM247 143V141H246ZM178 144H179V141H178ZM177 144V145H178ZM189 143L187 142L186 146L189 147L188 145ZM193 144V143H192ZM191 144V145H192ZM211 144V143H210ZM227 144V143H226ZM240 144V143H239ZM37 145V144H36ZM41 145V144H40ZM39 145V146H40ZM104 145V144H103ZM201 144L198 142L196 144V148L194 149L195 151H197L198 147L200 146ZM235 145V144H234ZM129 146V147H130ZM160 146V145H159ZM165 146V145H164ZM167 146V145H166ZM183 146V145H182ZM185 146V145H184ZM185 146V147H186ZM50 147V146H49ZM64 146H62L61 148H63ZM116 147V148H117ZM181 147V146H180ZM178 146H174L173 147L171 146L170 149L172 151V153L176 152L177 150L181 149ZM226 147V146H225ZM235 147V146H234ZM263 147V146H262ZM38 148H41V147H38ZM205 148V146H204ZM216 148V147H215ZM229 148V147H228ZM250 148V147H249ZM46 149V148H45ZM109 149V148H108ZM133 149V148H132ZM162 149V148H161ZM224 149V148H223ZM234 149V148H233ZM248 149V148H247ZM64 150V149H62ZM61 150V151H62ZM112 150V149H111ZM119 150V149H118ZM121 150V149H120ZM143 150V149H142ZM182 151L184 149H181ZM180 150V151H181ZM193 150V151H194ZM209 149L206 148L204 151L206 153L210 152L208 151ZM214 150V149H213ZM217 150V149H216ZM226 150V149H225ZM264 150V149H263ZM36 151H39L36 150ZM90 151V150H89ZM108 151V150H107ZM134 151V150H133ZM150 151V150H149ZM194 151V152H195ZM224 151V150H223ZM40 152V151H39ZM46 152V150H45ZM60 152V151H59ZM111 152V151H110ZM121 152V151H120ZM124 152V151H123ZM121 152V155L122 153ZM143 152V151H142ZM166 152V151H165ZM191 152V151H190ZM189 151L187 152H182V153H176V156L177 154L179 155L178 158H179V161H186L190 158V156L192 154H194V152H192V154H190ZM233 152V151H232ZM248 152V151H247ZM63 153V152H62ZM65 153V151H64ZM74 153V151H73ZM72 153V154H73ZM91 153V152H90ZM151 153V152H149ZM149 153H147L149 155ZM155 153V152H154ZM227 153H228V150H227ZM236 153V151H235ZM69 154V153H68ZM71 154V153H70ZM104 154V153H102ZM125 154V153H123ZM157 154V153H156ZM171 155V152L169 153ZM175 154V153H174ZM210 154V153H209ZM216 154V153H215ZM252 154V153H251ZM264 154V153H263ZM39 155V153H38ZM197 155V154H196ZM195 155V156H196ZM247 155V153L245 154ZM244 155V156H245ZM249 155V154H248ZM47 156V155H46ZM61 156V155H59ZM58 156V157H59ZM91 156V155H90ZM142 156V155H141ZM164 156V155H163ZM167 156V155H166ZM207 156V155H206ZM225 156V155H224ZM229 156H231L229 154ZM258 156V155H257ZM260 156V155H259ZM258 156V157H259ZM263 156V155H262ZM40 157V156H39ZM57 157V159H58ZM165 157V156H164ZM175 157V156H174ZM193 157V156H192ZM198 157V156H197ZM211 157V156H210ZM209 157V158H210ZM261 157V156H260ZM48 158V157H47ZM61 158V161L60 159L59 160V163L60 164H63L62 163V156L59 157ZM90 158V157H89ZM166 158V157H165ZM195 158V157H194ZM220 157H218L219 159ZM246 158V157H245ZM262 159L264 157H261ZM88 159V157H87ZM86 159V160H87ZM102 159V158H101ZM203 159V158H202ZM227 159V158H226ZM251 159V158H250ZM260 159V158H259ZM46 160V159H44ZM48 160V159H47ZM66 160V159H65ZM69 160V159H68ZM79 160V159H78ZM83 160V159H82ZM80 160V161H82ZM118 160V159H117ZM126 160V159H125ZM168 160V158H167ZM178 160V159H177ZM213 160V159H211ZM123 161V160H122ZM163 161V160H161ZM231 161V160H230ZM50 162V161H49ZM63 162H65L63 160ZM79 163V161H77ZM83 162V161H82ZM85 162V160H84ZM88 162V161H86ZM126 162V161H125ZM187 162V161H186ZM203 162V161H202ZM224 162V160H223ZM248 162V161H247ZM264 161L262 160L261 163H263ZM51 163V162H50ZM57 163V162H56ZM57 163V164H59ZM81 163V162H80ZM90 163V162H89ZM88 163V164H89ZM131 163V162H130ZM251 163V162H250ZM249 163V164H250ZM253 163V161H252ZM258 163V162H257ZM260 163V164H261ZM38 164V165H37ZM40 164H41V161H40ZM59 165H56L57 167L60 166ZM77 164V163H76ZM97 164V163H96ZM45 165V164H44ZM64 165V164H63ZM74 165V164H73ZM85 164H83L82 166H84ZM87 165V164H86ZM85 165V167H86ZM102 165V164H101ZM107 165V164H106ZM127 165V164H126ZM137 165V163H136ZM182 165V164H181ZM221 165V164H220ZM224 165V164H223ZM227 165V164H226ZM255 165V164H253ZM258 165V164H257ZM43 165L41 164L39 167H42ZM47 167H49V165L46 164ZM46 166L44 168H46ZM81 166V164H80ZM104 166V164H103ZM109 166V165H108ZM111 166V165H110ZM109 166V167H110ZM114 166V165H113ZM124 166H125V163H124ZM261 165H259L260 167ZM56 167V168H57ZM121 167V166H120ZM258 167V166H257ZM75 168V167H74ZM79 168V167H77ZM87 168V167H86ZM100 168V167H99ZM131 168V167H130ZM202 168V167H201ZM261 168V167H260ZM61 169V167L59 168V170ZM69 169V168H68ZM89 169V168H88ZM91 169V168H90ZM104 169V168H103ZM102 169V170H103ZM115 169V168H114ZM225 169V168H224ZM45 170V169H44ZM51 170V169H50ZM59 170L58 173H59ZM74 170V169H72ZM79 170V169H78ZM87 170V169H86ZM96 170V169H95ZM119 170V169H118ZM217 170V169H216ZM227 170V169H226ZM261 171V169H259ZM80 171V170H79ZM82 171V169H81ZM111 171V170H109ZM124 171V170H122ZM48 172V171H47ZM46 172V173H47ZM53 172V171H52ZM68 172V171H67ZM73 172V171H72ZM71 172V173H72ZM95 172V171H94ZM97 172L99 173V171L97 170ZM117 172V171H116ZM219 172V171H218ZM243 172V171H242ZM255 172V171H254ZM253 172V173H254ZM76 173V172H74ZM73 173V174H74ZM78 173V172H77ZM115 173V172H114ZM173 173V172H172ZM203 173V171H202ZM220 173V172H219ZM1 174V173H0ZM106 174V172H105ZM108 174V173H107ZM184 174V173H183ZM217 174V173H216ZM225 174V172H224ZM256 174V172H255ZM38 175V174H37ZM254 175V174H252ZM258 175V174H257ZM28 176V177H27ZM31 176V178H29ZM92 176V175H91ZM108 176V175H107ZM110 176V175H109ZM255 176V175H254ZM67 179H68V175L66 176ZM65 177V178H66ZM85 177V176H83ZM82 177V178H83ZM100 177V176H99ZM220 177V176H219ZM253 177V176H252ZM1 178V177H0ZM34 178V177H33ZM117 178V177H116ZM256 178V177H255ZM262 178V177H261ZM17 180V182L15 183L14 180ZM52 179V178H51ZM140 179V178H139ZM217 179H218V175H217ZM216 179V180H217ZM257 179V178H256ZM42 180V179H41ZM50 180V179H49ZM53 180V179H52ZM66 180V179H65ZM76 180V179H75ZM78 180V179H77ZM90 180V179H89ZM105 180V179H104ZM5 181V182H6ZM36 181L38 182V180L36 179ZM79 181V180H78ZM107 181V180H106ZM215 181V180H214ZM258 181V180H257ZM122 182V181H121ZM212 182V181H211ZM42 183V181H41ZM44 183V182H43ZM42 183V184H43ZM72 185V189L70 191L67 190L66 188V185L69 184ZM38 184V183H37ZM36 184V185H37ZM217 184V183H216ZM45 185V184H44ZM94 185V186H93ZM123 185V184H122ZM5 186V185H4ZM126 186V185H125ZM203 186V185H202ZM262 186V185H260ZM118 187V186H117ZM162 187V186H161ZM6 188V189H5ZM257 188V187H255ZM262 188V187H261ZM129 189V188H127ZM202 189V188H201ZM154 190V189H153ZM156 190V189H155ZM261 191V189H260ZM259 191V192H260ZM153 192V191H152ZM155 192V191H154ZM168 192V191H167ZM179 192V191H178ZM258 192V191H257ZM256 192V193H257ZM165 194V193H164ZM168 194V193H167ZM202 194V193H201ZM208 194V193H207ZM259 194V193H257ZM210 195V194H209ZM205 196V195H204ZM190 197V196H189ZM201 197V196H200ZM180 198V199H178ZM225 198V197H224ZM206 200V199H205ZM225 201V200H224ZM204 202V201H203ZM209 203V202H208ZM220 206V205H219ZM217 208V207H216ZM129 209H134V210H138L140 213H132L133 210H131V212H129ZM210 209V208H209ZM127 210V211H126ZM229 210V209H228ZM134 212V211H133ZM231 212V211H230ZM237 212V210H236ZM225 213V212H224ZM232 214V213H231ZM235 214V213H234ZM239 216V214H238ZM235 218V217H233ZM236 219V218H235ZM242 220V219H241ZM181 221V222H179ZM234 221V220H233ZM235 222V221H234ZM233 222V223H234ZM240 223V222H239ZM245 226V225H244ZM235 228V227H234ZM245 236V237H244ZM263 250V249H262Z\"/></svg>",
	"mask_w": 264,
	"mask_h": 264
},
{
	"label": "water",
	"instance_id": "water-1",
	"mask_svg": "<svg viewBox=\"0 0 264 264\" xmlns=\"http://www.w3.org/2000/svg\"><path fill=\"white\" fill-rule=\"evenodd\" d=\"M0 264H256L212 231L89 199L0 212Z\"/></svg>",
	"mask_w": 264,
	"mask_h": 264
}]
</instances>
